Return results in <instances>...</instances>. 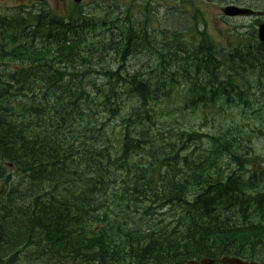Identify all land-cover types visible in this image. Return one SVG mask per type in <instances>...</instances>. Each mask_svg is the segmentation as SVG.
<instances>
[{"label": "trees", "instance_id": "16d2710c", "mask_svg": "<svg viewBox=\"0 0 264 264\" xmlns=\"http://www.w3.org/2000/svg\"><path fill=\"white\" fill-rule=\"evenodd\" d=\"M169 18L173 28L189 23ZM114 23L77 5L64 14L0 15V264L264 261V163L256 161L264 155L254 149L264 132L236 114L264 101V45L253 39L222 50L203 37L183 43L179 30H167L156 51L160 70L146 83L147 73L130 78L123 64L133 47L155 48L149 33L136 22L119 31ZM110 25L117 32L108 42L100 35L88 43V30ZM103 52L114 67L96 71ZM166 52L182 71L168 79ZM90 72L108 82L98 85ZM182 80L190 92L184 106L227 124L204 135L210 142L194 158L186 154L203 138L196 125L176 131L147 109ZM118 84L134 101L129 109ZM255 116L264 125V114ZM166 208L172 218L155 220Z\"/></svg>", "mask_w": 264, "mask_h": 264}, {"label": "rangeland", "instance_id": "374dc122", "mask_svg": "<svg viewBox=\"0 0 264 264\" xmlns=\"http://www.w3.org/2000/svg\"><path fill=\"white\" fill-rule=\"evenodd\" d=\"M133 1L134 0H115L114 2H108V1L103 2L101 0H82L80 5H81L83 12L86 13L87 15L91 16V17L100 18V17L108 16V20H116V19L122 20L124 18V10L120 11L121 8L123 6L128 5V3H131ZM135 1L137 2V5H140V3L141 4L143 3L141 0H135ZM207 1L208 0H206L205 2L203 0H198L197 2H198L199 7L203 10L205 17L214 23V26L210 25V28L215 27V31L220 30V29L221 30L224 29V27L222 25H219L216 22L215 16H217V12H218L219 7L215 6L212 3H209ZM226 1H230V0H226ZM250 1L254 3L253 0H250ZM30 3L31 2L24 4V0H0V15H10L13 13V11H14V13L17 12V10H14V9H19L21 11V9L24 7L27 8L23 12L25 14H27V13L33 14L36 12V9H53L56 13H59V14L66 13V10H67L66 9V7H67L66 3H62L60 0H46L44 2V4L43 3H39V4L32 3V6ZM174 3H175V6H174ZM108 4L110 6L112 4L113 5L111 7L106 6ZM152 5L155 9V13L157 14V16L152 18V21H153L152 27L153 28L150 27L149 31H152V33L155 34L154 39L150 40V43L155 45V48L152 49L149 47H138L137 46V49L136 48L134 49V50H137V53L132 55L128 59V61L123 64V67H125V70L123 72L127 73L125 76L129 75L130 78L134 77L135 75L137 76L140 72L141 73H147V74H143L142 76H140V80H144V81H148L149 79H151V77H154L153 74H149V73L156 66V64L159 62V57L156 54V51L159 50L160 43L169 39L170 31L168 32L167 30L176 29V30H179V32H181L182 29L187 25V24L181 25L178 29L175 27L173 28V26H171L172 21H170L172 19L169 18V16L172 13H174V14L179 15V16H184V18L189 20V18H190L189 13H192V8H193L189 4L185 3V1H183V0H171L170 6H169V4L168 5L166 4L165 0H156V3L154 2ZM121 13H122V15H121ZM175 17L177 18L178 16H175ZM167 18H169V19L167 20ZM247 20L250 21L249 19H246V21ZM246 21L244 19H241L239 22H241V24L243 26H245ZM116 23L118 24L119 22H116ZM145 25L146 24L143 25L142 29H146V27H144ZM242 28H244V27H242ZM253 30H255V28L254 29L251 28V31H253ZM112 31H113V34L116 33L115 30L105 29V28H101V27L88 30L87 34H86L88 43L94 42L96 44L97 42H99V40L102 38L99 35H100V33H103V32L107 33L105 35V38H103V40L108 42L109 38H110V34ZM162 31L165 32L166 39H164V37H162ZM241 31H244V30H241ZM171 44H172V42H169V45H171ZM218 44L222 45L224 47L231 45V43L224 42V41H219ZM114 46L115 45H112V47H114ZM107 49H108V47H106V50ZM107 52H105V53L103 52L104 55H103L102 59L100 57L98 58V61L95 64V68L97 69L96 71H102L103 69L106 68L105 66H107V65L114 67L112 64L104 61V59L105 60L107 59L106 55L109 54ZM166 58H167V61L169 63L168 65L171 66L170 70H175V69H177V67H180V66H178V64L173 63V61L171 62L172 57L169 56V53H167ZM169 58H171V59H169ZM120 66H121V64L118 63L115 66V68L117 69ZM179 70L180 69H178V71ZM90 73H91L92 79L95 80L98 85H103V84H106L108 82L107 79H105L103 77L104 75L98 74V73L95 74L94 72H90ZM244 80H248V76H245L241 82H243ZM181 95H183V91L181 92ZM253 99L260 100L261 97L259 96V93H257V95L254 94ZM167 110H168V112H170L172 110L175 113L173 118L176 119V121H182V113L178 112L177 103L173 102L171 105H168ZM227 112L230 113L229 110ZM259 112L264 114V101L258 102L257 107L253 108V110L250 112L247 111L245 116L242 114L243 113L242 107H239L236 114H238L239 116H242L243 119H245L250 125L255 126V127L264 128V125H262V123L259 121L258 117L255 116L256 113H259ZM190 113H191V116H190L189 120L196 121L198 115L195 114L193 111H190ZM256 136L258 138L254 140L255 141V145H254L255 154L256 155H264V136L263 137L258 136V135H256ZM77 139L79 141H84V139L80 138V136H78ZM256 161L259 162V164H263L264 158L263 157H257ZM10 174L12 175L11 182L15 181L16 180V177H15L16 173L14 171H10ZM29 255H31L30 252H29ZM34 264H38V263L35 262ZM39 264H41V262Z\"/></svg>", "mask_w": 264, "mask_h": 264}, {"label": "water", "instance_id": "95a60500", "mask_svg": "<svg viewBox=\"0 0 264 264\" xmlns=\"http://www.w3.org/2000/svg\"><path fill=\"white\" fill-rule=\"evenodd\" d=\"M33 1H43V0H33ZM243 12L244 11H240V10H237V9H234V8H228V9L225 10V14L227 16H236L238 14H242ZM258 33H259V38H260L261 42L264 43V25H261L259 27ZM221 262L223 264H247V263H243L240 260L234 259V258H232V259L224 258V259L221 260ZM200 264H214V262L211 261V260H202L200 262ZM253 264H255V263H253Z\"/></svg>", "mask_w": 264, "mask_h": 264}, {"label": "flooded vegetation", "instance_id": "af4514ba", "mask_svg": "<svg viewBox=\"0 0 264 264\" xmlns=\"http://www.w3.org/2000/svg\"><path fill=\"white\" fill-rule=\"evenodd\" d=\"M217 1H221V5H219V9L218 10H222L223 7L229 6V5H235L238 7H243V8H248V9H253V10H257L258 8H264L261 7L259 5H257L256 2H251L250 0H230V1H226V0H217ZM223 6V7H222Z\"/></svg>", "mask_w": 264, "mask_h": 264}, {"label": "bare ground", "instance_id": "6f19581e", "mask_svg": "<svg viewBox=\"0 0 264 264\" xmlns=\"http://www.w3.org/2000/svg\"><path fill=\"white\" fill-rule=\"evenodd\" d=\"M172 54V53H171ZM165 55H167V54H165ZM169 56H170V54H169ZM122 68V67H121ZM123 70V69H122ZM242 150V149H241ZM104 206V205H103ZM98 207V206H97ZM7 209V208H6ZM96 209V208H95ZM88 217V216H87ZM228 221V220H227ZM39 246V245H38ZM37 246V247H38ZM29 249V248H28ZM35 255V254H34ZM39 256V255H38ZM45 256V255H44ZM48 258V257H47ZM211 261H213L214 262V264H219V259L218 260H213V259H210ZM53 262V261H52Z\"/></svg>", "mask_w": 264, "mask_h": 264}]
</instances>
